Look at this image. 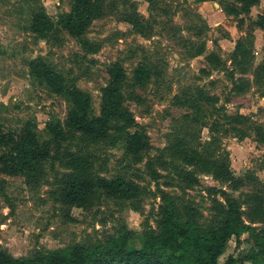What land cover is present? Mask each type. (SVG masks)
<instances>
[{
	"label": "rangeland",
	"instance_id": "1",
	"mask_svg": "<svg viewBox=\"0 0 264 264\" xmlns=\"http://www.w3.org/2000/svg\"><path fill=\"white\" fill-rule=\"evenodd\" d=\"M257 4L249 13L226 15L219 0L206 5L194 0H98L100 13L82 34L97 47L89 52L57 23L71 10V0H0V125L18 133L31 121L51 149L33 171L0 173V250L20 257L74 244L101 245L122 230L132 232L128 247L139 248L144 230L157 227L162 196L174 201L181 219L197 221L203 231L219 226L228 197L238 202L243 220L254 230L231 237L219 264L230 256L239 264H252L248 256L254 236L264 235V29L257 25L264 16V0ZM37 11L53 23L42 35L31 30ZM247 35L251 65L233 77H242L248 87L237 93L232 91L231 58L236 42ZM201 43L205 52L194 55ZM211 51L223 64L207 63L205 54ZM34 60L62 75L65 87L86 92L90 115L99 114L101 89L108 83L111 64L119 62L126 74L120 86L123 106L135 120L129 130L141 132L149 148L130 154L124 136L116 132L118 120L110 123V139L73 132L56 144L45 125L63 122L71 103L31 71ZM139 63L151 75L133 85ZM200 88L203 97L197 95ZM207 96L218 101L210 104ZM185 98L191 101L176 103ZM180 148L211 158L226 156L232 178L222 182L184 166ZM70 156L89 161L94 176L124 178L138 194L127 200L97 191L88 205L70 202L65 197L75 175L66 166ZM180 168L193 170L198 182L185 183Z\"/></svg>",
	"mask_w": 264,
	"mask_h": 264
},
{
	"label": "trees",
	"instance_id": "2",
	"mask_svg": "<svg viewBox=\"0 0 264 264\" xmlns=\"http://www.w3.org/2000/svg\"><path fill=\"white\" fill-rule=\"evenodd\" d=\"M203 2L208 0H194ZM259 0H232L225 2L219 0L220 7L226 15L249 13L250 8ZM98 0H71V10L62 13L57 23L70 36L75 38L85 51L96 52L95 44L90 43L82 34L91 21L99 15ZM138 25L137 21H129ZM257 25L264 29V16L259 18ZM53 23L48 15L37 11L32 16L31 30L37 35L49 31ZM248 42V43H247ZM252 43L249 35L239 39L234 47L230 69L232 91L243 93L247 84L242 77L234 78L235 72L246 73L253 57L249 44ZM205 52L204 43H201L194 55ZM207 63L213 67L223 64L220 56L211 51L205 54ZM31 71L43 78L50 90L57 94H65L70 100L63 122L49 121L45 130L49 132L56 144L69 139L73 132H80L93 140L110 139V123L113 120L121 122L116 127L119 136H124L126 147L134 156L147 150L149 143L139 131H130L135 124L132 114L123 106V94L120 86L126 78L125 71L119 62L111 64L109 80L101 89L100 112L90 115V96L78 87L67 88L62 75L49 69L44 62L34 60L30 63ZM254 73L258 83L259 70ZM149 68L139 63L132 76V84L140 85L150 77ZM204 91L200 88L197 92L203 97ZM208 103H215L218 98L207 96ZM191 98L178 100L176 103L185 105ZM219 110V109H217ZM33 122H26L20 132L5 131L0 125V173L15 176L33 171L35 167L45 161L50 155V141H41ZM112 143H114L112 141ZM178 157L184 166L193 167L200 173H206L219 181H228L232 178L231 168L224 157L211 158L195 149L180 148ZM71 155V154H69ZM66 166L75 171L74 178L69 180L66 199L70 202L82 200L88 205L97 191L103 192L111 198L132 199L139 190L132 183L122 177L106 178L94 176L90 172L89 161H79L70 156ZM178 174L187 184H196L198 177L193 170L180 168ZM163 204L159 206L160 219L156 228L144 230L142 245L130 249L128 241L133 237L129 230L119 231L117 236L109 237L101 245L74 244L68 248H56L49 251L35 250L32 256L14 257L0 250V264H219V257L225 252L231 237H240L243 232L254 229L245 223L242 218L240 206L235 199L225 198L226 210L224 218L216 228L203 231L195 220H183L175 210L174 201L167 196H162ZM264 233V230L262 231ZM255 247L248 256L252 264H264V235L254 236ZM222 264H239L232 256Z\"/></svg>",
	"mask_w": 264,
	"mask_h": 264
},
{
	"label": "crops",
	"instance_id": "3",
	"mask_svg": "<svg viewBox=\"0 0 264 264\" xmlns=\"http://www.w3.org/2000/svg\"><path fill=\"white\" fill-rule=\"evenodd\" d=\"M204 3H205V5L208 3V1H203ZM213 4H215V2H213ZM258 4H259V2H258ZM257 4V5H258ZM254 6H256V5H253V7ZM207 7V6H206ZM252 9V7L250 8V10ZM207 17V16H206ZM209 17L211 18L212 16H211V13L209 12Z\"/></svg>",
	"mask_w": 264,
	"mask_h": 264
},
{
	"label": "water",
	"instance_id": "4",
	"mask_svg": "<svg viewBox=\"0 0 264 264\" xmlns=\"http://www.w3.org/2000/svg\"><path fill=\"white\" fill-rule=\"evenodd\" d=\"M216 5H218L216 2H215Z\"/></svg>",
	"mask_w": 264,
	"mask_h": 264
}]
</instances>
